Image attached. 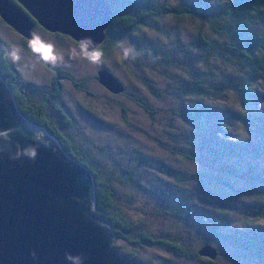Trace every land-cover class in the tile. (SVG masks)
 I'll return each instance as SVG.
<instances>
[{"label": "trees", "instance_id": "trees-1", "mask_svg": "<svg viewBox=\"0 0 264 264\" xmlns=\"http://www.w3.org/2000/svg\"><path fill=\"white\" fill-rule=\"evenodd\" d=\"M108 1L112 15L106 43L97 47L103 52L109 41L129 38L145 19L167 16L168 25L160 29L164 33L170 32L176 19H187L191 24V36L182 38L185 42L174 40L173 46L183 50L189 78H169L161 90L157 87L151 91L150 81L138 75L139 90L154 93L150 98L155 107L135 99L121 83L122 91L117 94L131 100L152 123L164 118L167 111L188 130L176 136L163 135L162 130L154 136L139 126L138 119L133 122L128 106L119 102L118 116L139 133L137 140L124 144L127 150L121 158L112 150L86 151L69 133L75 122L59 102L60 79H69L82 90L81 81L73 79L58 63L53 66L37 60L27 45L29 40L20 34L17 46L47 68L51 76L46 92L47 85L22 78L0 47V77L12 93L14 82L17 85L16 96L21 93L15 102L19 114L44 127L66 156L88 170L93 211L107 221L115 249L129 259L159 264L139 258L137 252L120 243L121 239L138 246L158 245L187 260L216 263L214 258L200 259L187 247L181 233L190 228L199 240L215 236L250 257L254 264H264V0ZM154 20L150 22L156 28ZM36 30L47 33L39 25L33 32ZM131 40L137 49L145 48L155 58V65L164 67L153 55L159 52L166 54L165 64H177L172 49L160 48L154 39ZM22 87L35 96L20 92ZM164 92L173 96L165 95L170 102L160 95ZM79 114L84 118L94 115L87 105H80ZM175 124L181 126L175 120L167 122L171 127ZM190 164L199 168L192 170ZM198 239L197 243H202Z\"/></svg>", "mask_w": 264, "mask_h": 264}, {"label": "water", "instance_id": "water-1", "mask_svg": "<svg viewBox=\"0 0 264 264\" xmlns=\"http://www.w3.org/2000/svg\"><path fill=\"white\" fill-rule=\"evenodd\" d=\"M0 0V18L30 40L39 25L78 46L99 47L111 22L108 0ZM87 37L92 40L89 41ZM96 79L118 94L106 69ZM0 264H142L117 252L107 221L94 211L91 174L71 160L44 127L19 114L0 77ZM35 148V160L25 152ZM18 158H14L17 157ZM214 248L198 253L212 259Z\"/></svg>", "mask_w": 264, "mask_h": 264}, {"label": "rangeland", "instance_id": "rangeland-1", "mask_svg": "<svg viewBox=\"0 0 264 264\" xmlns=\"http://www.w3.org/2000/svg\"><path fill=\"white\" fill-rule=\"evenodd\" d=\"M160 1L161 0H153V2ZM152 20L154 19H145V24H143L142 27L134 28L131 31V37L129 36V38L122 37L119 41L118 38L113 39V41H109L107 46H105L106 51L103 52L104 55L101 57V63L99 65H94L86 58L82 57L80 55L79 46H76L74 41L65 34L59 32L43 33L38 30L33 32L39 35L45 42H51L54 44L56 54L63 57V61L58 60L57 63L63 70L69 72L73 79L81 81V86L83 87L82 90L76 88V86L72 84L71 80L66 78L60 79L59 84L61 91L59 94V102H61L62 106L67 108L65 109L67 114L71 117L72 122H75L72 127V131L69 133L73 134L72 138L78 139L74 140L75 142L77 141V145L88 152L95 149L108 151L112 150L116 157L121 158L122 153L124 154V151L127 150V146L125 148L124 144L126 143V145H129L134 143L139 137V133L132 130L129 126L124 125L123 121L118 116L119 102L128 106L127 109L130 110L129 115L133 118V122L138 119L139 126H141L145 131L152 133L154 136L157 135L158 131L161 132L162 130H164L162 131L163 135L166 134L173 136H176V133H185L188 130V128L177 117L172 119L173 116L167 111H164L163 113L164 118L152 123L150 117L147 116L141 109L137 108L131 100L123 95L119 94L117 96V94L110 93L98 83L97 79L93 77L97 70L102 68L106 69L117 79L119 83L123 84L125 88H127L129 93L134 94L135 99L142 101L143 103H152L151 105L154 104V101L150 98V94L152 95L154 93L149 91L144 93L140 91V82L137 81V77L142 76L147 78L150 81V84H152L150 85L151 91H157V87L160 89V87L163 86L169 78L180 76H182V80L189 78V73L186 72L187 69L183 65V61L186 60V56L183 54L184 52L182 49H178V47L173 46H175L177 41L185 42L183 41L184 37L189 38L191 36V33L194 31L191 28V24L187 22V19H176L174 26L170 29V32L164 33L161 32L160 29L163 30V26L168 25V17L162 16L160 19L154 20L157 25L156 28L150 22ZM9 27L12 28L11 26ZM9 27L0 23V47L4 49L6 53L10 51L13 46H17V35ZM132 38L154 39L157 46L160 48L172 49L171 51H173L176 56L175 59L177 60V64L174 65L172 61L165 64L163 59L166 54H164V52H159L158 54L153 53V55L163 63L164 67L155 65V58H152V56L147 53L145 48H141L140 50L142 51L137 49L131 40ZM105 40L106 39H104L102 44L106 43ZM174 40L177 41L175 42ZM27 45L29 47V43ZM122 47L130 49L128 60L122 59ZM202 48V45H200V49ZM73 49H75V56H73ZM177 50H180L179 55V51ZM19 55L21 56L20 61L13 64L22 74V78L25 77L27 80H32L35 83L47 85L50 79V72L48 69L46 68V70L42 67L37 61H35L36 59L33 56L31 57L26 51L20 50ZM149 64L155 65V67L151 69ZM22 78L20 76V79ZM145 83L146 82L144 81L143 85H145ZM45 89V91L48 92V85ZM146 89L148 90L147 86ZM137 93L138 95H136ZM160 95L169 101L165 95L169 97L170 93L165 94L164 92ZM172 97L173 96H170V98ZM162 103H164V100L159 104L161 105ZM80 105H87L91 107L94 115L92 117H82V115L79 114ZM167 105L168 104L164 106ZM153 106L155 107V105ZM160 107L162 109V105ZM77 116H79V118ZM154 117H157V115H154L153 118ZM171 120L179 122L181 126L176 124L172 127L168 126L167 122ZM149 121H151V123H149ZM151 125H154V129H150ZM135 129L138 128L135 127ZM189 168L193 170L198 169L199 167L194 164H190ZM167 229L168 227L166 226V230ZM189 229L185 228L181 235L185 236L187 247L189 245L192 250H195L200 259H209L208 257L201 256L198 253V250L202 246L209 244L214 249L217 248L213 256L216 261L214 264H254V261L250 257H245L243 253L232 247L229 243L221 242L215 236H209L204 232H199V234L207 235L210 241L208 239L205 241L199 240L197 238V234L195 235L191 233ZM197 239L202 243H197ZM120 243L125 246L128 245L130 249L137 252V256L139 258L152 261L154 263L203 264L201 263L203 261H195L192 258L187 260L183 255L177 257L171 251L166 252L164 249L159 248L158 245L144 243L138 246L132 244L131 242H125L122 239L120 240ZM112 244L114 245L113 239ZM186 245L184 244V246ZM127 249L129 248L127 247ZM117 252H120V249H118Z\"/></svg>", "mask_w": 264, "mask_h": 264}, {"label": "clouds", "instance_id": "clouds-1", "mask_svg": "<svg viewBox=\"0 0 264 264\" xmlns=\"http://www.w3.org/2000/svg\"><path fill=\"white\" fill-rule=\"evenodd\" d=\"M87 39L89 41L92 40L90 37H87ZM29 48L31 52L36 56L37 60L39 61H43L53 66L57 64L58 60L63 61V57L58 56L56 54L54 44L51 42H45L44 40H42V38L39 35L35 33L31 34V39L29 40ZM79 50H80V55L86 58L90 63L94 65H99L101 63V57H103L104 55L103 51L97 48H91V50H89L87 45L83 42V39L79 45ZM129 51H130L129 48L122 47V59L124 60L129 59ZM19 52H20V48L18 46H13L11 50L7 52V57L13 63H18L21 59ZM73 56H75V49H73ZM0 137L6 138L7 134L0 133ZM24 155H26L29 159L34 161L37 153L35 148H31L27 152H25ZM14 158H18V156Z\"/></svg>", "mask_w": 264, "mask_h": 264}, {"label": "flooded vegetation", "instance_id": "flooded-vegetation-1", "mask_svg": "<svg viewBox=\"0 0 264 264\" xmlns=\"http://www.w3.org/2000/svg\"><path fill=\"white\" fill-rule=\"evenodd\" d=\"M0 23H2V24H4V25H6L7 27H9V25H7L6 23H4L3 22V20H1V18H0ZM36 27V26H35ZM10 28V27H9ZM12 31H14V33L16 34V35H18L19 36V34L14 30V29H12V28H10ZM51 76V75H50ZM23 86V85H22ZM23 88H25V87H22V88H19V91L20 92H23V93H26L27 95H29V96H35L34 94H32V93H30L29 91H27V89L26 90H24ZM11 89H12V87H11ZM17 85L15 84V82H14V88H13V93L10 91V93H11V97H12V101L14 102V104H16L17 103V101L20 99V97H21V93H19V95L20 96H16L17 95ZM16 102V103H15Z\"/></svg>", "mask_w": 264, "mask_h": 264}]
</instances>
